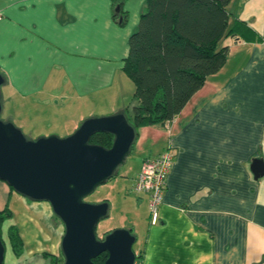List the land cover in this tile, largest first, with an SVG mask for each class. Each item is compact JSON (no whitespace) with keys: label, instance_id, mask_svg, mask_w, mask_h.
Wrapping results in <instances>:
<instances>
[{"label":"crops","instance_id":"obj_1","mask_svg":"<svg viewBox=\"0 0 264 264\" xmlns=\"http://www.w3.org/2000/svg\"><path fill=\"white\" fill-rule=\"evenodd\" d=\"M145 2L125 0L119 23L112 0H0V72L6 100H19L12 112L19 123L26 101L63 112L61 127L38 136L63 137L88 116L124 112L134 90L124 58ZM227 8L231 24L243 21L254 38H224L229 50L220 70L172 120L140 127L137 168L113 176V188L132 197L141 161L174 151L155 225L144 193L146 233L135 264H264V174L255 178L251 169L254 158L264 163V0H228ZM69 92L84 101L82 113L67 115ZM7 198L25 209L26 255L59 260L64 225L51 205L0 180V209ZM27 260L10 264L38 263Z\"/></svg>","mask_w":264,"mask_h":264},{"label":"water","instance_id":"obj_2","mask_svg":"<svg viewBox=\"0 0 264 264\" xmlns=\"http://www.w3.org/2000/svg\"><path fill=\"white\" fill-rule=\"evenodd\" d=\"M118 10V7H117ZM5 78L0 72V87ZM0 91V113L2 111ZM113 135L109 148L90 143L94 133ZM137 133L124 112L85 118L70 134L27 138L12 121L0 118V180L33 201H47L64 225L61 239L63 264H93L107 253L104 264H135L130 229L118 228L97 236L96 226L108 216L106 201L89 203L84 197L116 175L132 150ZM255 178L264 174V163L254 158ZM5 246L0 233V264Z\"/></svg>","mask_w":264,"mask_h":264},{"label":"trees","instance_id":"obj_3","mask_svg":"<svg viewBox=\"0 0 264 264\" xmlns=\"http://www.w3.org/2000/svg\"><path fill=\"white\" fill-rule=\"evenodd\" d=\"M112 1L115 20L124 23L125 0ZM227 5L228 0H146L128 38L123 64L124 73L134 85L131 103L124 113L136 133L140 127L172 120L206 78L220 70L229 50L221 44L224 38H254L255 33L243 21L234 20L231 24ZM89 142L109 148L113 135L97 132ZM7 216L10 209L6 204L0 210V227ZM8 238L19 256L23 241L13 224L8 227ZM135 254L137 261L141 253ZM44 255L50 257L51 264L64 261L63 256L58 260ZM106 258L107 253L103 252L92 261L104 264Z\"/></svg>","mask_w":264,"mask_h":264},{"label":"rangeland","instance_id":"obj_4","mask_svg":"<svg viewBox=\"0 0 264 264\" xmlns=\"http://www.w3.org/2000/svg\"><path fill=\"white\" fill-rule=\"evenodd\" d=\"M222 44V43H221ZM0 91L2 92V111L0 113V118L3 121H10L12 122L22 130L24 135L29 139H36L42 136L36 135L39 133V130H49L51 128L61 127L60 118L63 116V112L58 111L57 108H55L52 105H48L45 107L43 103L45 102H37L34 106H29L28 101H26V106L21 112L22 118L24 119V122L21 124L16 119V116H14V113L12 114L13 110L15 111V103L19 100H6L7 94V88L1 85ZM70 98L72 101H74L73 107L70 108V110H67V115H70V113L78 115L79 113L83 112V102L77 101L76 102V96L73 92H69ZM50 100V99H49ZM48 104V103H47ZM101 115V114H97ZM74 116V115H71ZM93 116V115H92ZM96 116V115H94ZM90 117V116H88ZM10 119V120H9ZM85 119V118H84ZM82 119L81 122L84 120ZM34 121V122H33ZM21 122V121H20ZM80 122V123H81ZM79 123V124H80ZM60 125V126H59ZM52 134V133H51ZM45 135V134H42ZM49 135V134H48ZM143 140L139 139L136 141V145L134 144L133 149L131 150L130 154L128 155L126 161L121 164L117 171L121 172L125 168H129L131 173L137 168V164L139 161V152L142 150L139 147L141 146ZM132 168L134 170H132ZM132 176H129V180L131 181ZM114 177L110 178L105 183L99 185L96 187V189L90 193L89 195L84 197L85 202L89 203H99L102 201H106L109 205L108 208V216L100 219L96 226V233L97 236L101 237L104 233L112 231L114 229L118 228H125L130 229L131 233L136 236V241L133 244L134 251H138L140 246L143 243L144 237H145V215H146V199L147 196L141 192L139 194L135 193L133 190L132 197H128L129 194L127 191L117 189V187L112 186V180ZM136 195L140 196V201H137ZM31 200V199H29ZM31 202V201H30ZM7 204L8 209H10V216L5 217V219L2 221L1 227H0V233L3 239V243L5 246V254H4V262L3 264H10L11 262L18 260H25L28 259V262H35L38 260L37 264H51L50 257L45 256L44 258L39 259H33L29 258L28 255H26L25 247L23 245V252L18 256L14 253L12 250L11 243L8 238V227L10 225H15L17 227L19 235H20V229L21 232L24 231L23 228L25 227L23 224L24 219L22 218V214L25 211L22 204L18 203L15 199L7 198L5 201V205ZM1 208L0 210H2ZM58 218V217H57ZM59 219V218H58ZM25 232V231H24ZM21 237V236H20ZM62 253V252H61ZM62 256V255H61ZM63 264V263H62Z\"/></svg>","mask_w":264,"mask_h":264},{"label":"built area","instance_id":"obj_5","mask_svg":"<svg viewBox=\"0 0 264 264\" xmlns=\"http://www.w3.org/2000/svg\"><path fill=\"white\" fill-rule=\"evenodd\" d=\"M173 159L174 151L168 147L155 157L144 158L136 174L134 191L148 195V218L151 225H155L159 221V207L162 203L166 178Z\"/></svg>","mask_w":264,"mask_h":264},{"label":"flooded vegetation","instance_id":"obj_6","mask_svg":"<svg viewBox=\"0 0 264 264\" xmlns=\"http://www.w3.org/2000/svg\"><path fill=\"white\" fill-rule=\"evenodd\" d=\"M105 234H103L102 236H101V238L104 236Z\"/></svg>","mask_w":264,"mask_h":264}]
</instances>
